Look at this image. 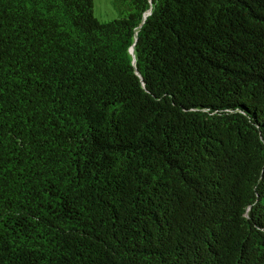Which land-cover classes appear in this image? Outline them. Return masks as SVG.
I'll use <instances>...</instances> for the list:
<instances>
[{"label": "trees", "instance_id": "trees-1", "mask_svg": "<svg viewBox=\"0 0 264 264\" xmlns=\"http://www.w3.org/2000/svg\"><path fill=\"white\" fill-rule=\"evenodd\" d=\"M0 0V264H264V0Z\"/></svg>", "mask_w": 264, "mask_h": 264}, {"label": "rangeland", "instance_id": "rangeland-1", "mask_svg": "<svg viewBox=\"0 0 264 264\" xmlns=\"http://www.w3.org/2000/svg\"><path fill=\"white\" fill-rule=\"evenodd\" d=\"M94 13L101 20H111L119 14L113 0H94Z\"/></svg>", "mask_w": 264, "mask_h": 264}]
</instances>
